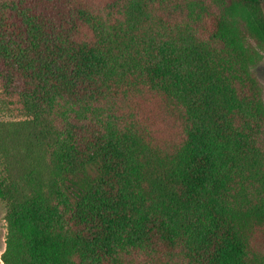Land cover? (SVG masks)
I'll return each mask as SVG.
<instances>
[{"label": "trees", "instance_id": "1", "mask_svg": "<svg viewBox=\"0 0 264 264\" xmlns=\"http://www.w3.org/2000/svg\"><path fill=\"white\" fill-rule=\"evenodd\" d=\"M262 0H0L3 264H264Z\"/></svg>", "mask_w": 264, "mask_h": 264}, {"label": "rangeland", "instance_id": "2", "mask_svg": "<svg viewBox=\"0 0 264 264\" xmlns=\"http://www.w3.org/2000/svg\"><path fill=\"white\" fill-rule=\"evenodd\" d=\"M264 3V0H262ZM257 77L260 79V81L264 85V58L263 60L255 67L254 69ZM263 99H264V94H263ZM7 117H5L4 114L0 113V120H6ZM2 178V169L0 167V180ZM5 205L2 201H0V264H3L1 261V254L4 251L5 247V236H6V223H5Z\"/></svg>", "mask_w": 264, "mask_h": 264}, {"label": "built area", "instance_id": "3", "mask_svg": "<svg viewBox=\"0 0 264 264\" xmlns=\"http://www.w3.org/2000/svg\"><path fill=\"white\" fill-rule=\"evenodd\" d=\"M2 255V254H1Z\"/></svg>", "mask_w": 264, "mask_h": 264}]
</instances>
